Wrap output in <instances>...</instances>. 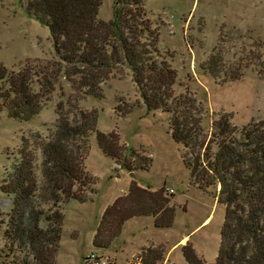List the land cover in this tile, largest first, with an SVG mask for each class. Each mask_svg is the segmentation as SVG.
I'll list each match as a JSON object with an SVG mask.
<instances>
[{
	"label": "rangeland",
	"instance_id": "1",
	"mask_svg": "<svg viewBox=\"0 0 264 264\" xmlns=\"http://www.w3.org/2000/svg\"><path fill=\"white\" fill-rule=\"evenodd\" d=\"M113 2L102 0L97 16L111 18ZM144 5L158 31V59H165L176 71L173 92L202 100L206 110L203 123L209 124L223 112L237 126L264 118V0H144ZM24 8L19 0H0V64L7 71L52 56L48 27ZM212 53L218 59L215 76L206 69ZM102 88V98L85 97L77 106L96 109L97 130L115 133L123 159L118 162L105 156L95 134L90 136L84 159L90 174V183L84 188L88 200L71 198L59 204L63 219L55 264H84L91 251L115 264H187L182 254L186 243L211 264L218 249L224 206L217 202L212 188L191 182L181 159L182 145L169 130V114L146 111L130 73L109 79ZM69 93L68 84L60 81L29 120L0 110V187L9 183L17 164H25V174L31 169L36 183L35 209L39 195L45 194L41 189V145L54 127L57 102ZM127 146L141 159L125 155ZM122 162L133 169L127 170ZM132 179L141 187L162 190L174 207L171 226L158 228L151 216H136L124 222L107 248H95L92 240L105 207L127 192ZM10 197L0 189V248L8 252L7 259L14 253L22 257L24 251L8 235ZM30 209L33 206L25 201L16 206L24 212Z\"/></svg>",
	"mask_w": 264,
	"mask_h": 264
},
{
	"label": "trees",
	"instance_id": "2",
	"mask_svg": "<svg viewBox=\"0 0 264 264\" xmlns=\"http://www.w3.org/2000/svg\"><path fill=\"white\" fill-rule=\"evenodd\" d=\"M19 2H24L27 14L48 27L52 56L16 71H7L0 64V110L29 120L60 81L68 84L70 93L57 102L54 127L41 145V189L45 194L39 195L37 209L33 198L36 183L31 169L25 174V164H17L9 183L0 187L12 198L8 235L24 250L22 257L14 253L7 259L8 252L0 248V264H55L63 219L59 204L71 198L88 200L84 188L90 183V174L84 159L90 136L95 134L105 156L118 162L123 159L115 133L97 130L96 109L80 108L77 103L85 97L102 98L103 84L126 73L147 112L169 114V130L182 145L181 159L191 182L212 188L217 202L224 206L218 249L211 264H264V118L237 126L223 112L209 124L203 123L206 110L202 100L173 92L176 71L165 59H158V31L144 0H114L107 20L97 16L102 0ZM206 69L217 74L215 53L209 56ZM124 152L131 157L138 154L129 146ZM122 163L127 170L133 169ZM22 201L31 203L33 209L16 210ZM168 201L161 189L141 187L132 179L127 192L105 207L93 246L107 248L124 222L136 216H151L158 228L170 227L174 207ZM182 254L187 264H206L188 243L182 246Z\"/></svg>",
	"mask_w": 264,
	"mask_h": 264
},
{
	"label": "built area",
	"instance_id": "3",
	"mask_svg": "<svg viewBox=\"0 0 264 264\" xmlns=\"http://www.w3.org/2000/svg\"><path fill=\"white\" fill-rule=\"evenodd\" d=\"M84 262L90 264H106L107 260L97 255L95 252L91 251L84 257Z\"/></svg>",
	"mask_w": 264,
	"mask_h": 264
},
{
	"label": "bare ground",
	"instance_id": "4",
	"mask_svg": "<svg viewBox=\"0 0 264 264\" xmlns=\"http://www.w3.org/2000/svg\"><path fill=\"white\" fill-rule=\"evenodd\" d=\"M183 240H184V237L180 241H183Z\"/></svg>",
	"mask_w": 264,
	"mask_h": 264
},
{
	"label": "crops",
	"instance_id": "5",
	"mask_svg": "<svg viewBox=\"0 0 264 264\" xmlns=\"http://www.w3.org/2000/svg\"><path fill=\"white\" fill-rule=\"evenodd\" d=\"M132 218H133V217H132ZM181 239H182V238H181ZM181 239H180V240H181ZM180 242H182V241H180Z\"/></svg>",
	"mask_w": 264,
	"mask_h": 264
}]
</instances>
